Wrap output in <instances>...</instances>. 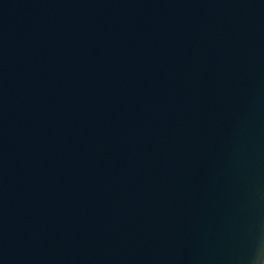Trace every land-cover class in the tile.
Returning a JSON list of instances; mask_svg holds the SVG:
<instances>
[{
    "label": "water",
    "instance_id": "water-1",
    "mask_svg": "<svg viewBox=\"0 0 264 264\" xmlns=\"http://www.w3.org/2000/svg\"><path fill=\"white\" fill-rule=\"evenodd\" d=\"M264 0H0V264H264Z\"/></svg>",
    "mask_w": 264,
    "mask_h": 264
},
{
    "label": "clouds",
    "instance_id": "clouds-1",
    "mask_svg": "<svg viewBox=\"0 0 264 264\" xmlns=\"http://www.w3.org/2000/svg\"><path fill=\"white\" fill-rule=\"evenodd\" d=\"M262 250H264V236H258L255 241L253 251L254 253H258Z\"/></svg>",
    "mask_w": 264,
    "mask_h": 264
}]
</instances>
